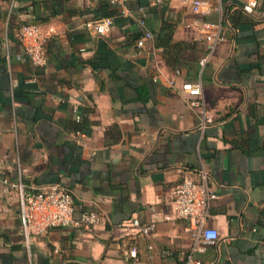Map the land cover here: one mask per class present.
<instances>
[{
  "label": "crops",
  "instance_id": "crops-1",
  "mask_svg": "<svg viewBox=\"0 0 264 264\" xmlns=\"http://www.w3.org/2000/svg\"><path fill=\"white\" fill-rule=\"evenodd\" d=\"M205 1L197 13L194 0H0V264H133L132 244L141 261L184 264L193 240L171 191L202 168L218 194L208 224L219 238L194 257L264 264V24L243 12L245 0ZM141 8L154 35L143 47ZM103 16L115 23L97 34L86 23ZM204 21H222L225 39L202 69ZM26 23L50 32L43 65L19 41ZM166 26L171 41L158 44ZM199 78L213 118L204 129L180 89ZM4 179L61 183L76 215L104 220L27 237ZM133 218L156 229L143 235Z\"/></svg>",
  "mask_w": 264,
  "mask_h": 264
},
{
  "label": "built area",
  "instance_id": "built-area-1",
  "mask_svg": "<svg viewBox=\"0 0 264 264\" xmlns=\"http://www.w3.org/2000/svg\"><path fill=\"white\" fill-rule=\"evenodd\" d=\"M115 3L125 6L127 0H113ZM205 0H194L193 9L200 13L205 6ZM244 13L256 17L264 24V8H259L258 0H245L242 5ZM121 15L126 16V11ZM137 24L142 29V35L137 39V46L143 47L146 39H153V32L147 25V12L144 8L139 10L136 17ZM115 20L111 16H103L86 24L97 34H106L113 27ZM202 38L207 42V48L199 63L203 69L213 58L217 48L224 41L222 21H204L200 26ZM50 32L45 31L39 23L23 24L18 32V38L25 52L33 62L39 66L47 61V42ZM180 75V70H176ZM171 86H176L174 77L168 78ZM181 91L191 98L190 106L199 108L202 113L201 128L204 129L213 122L211 114L207 111L204 98L203 82L201 78L197 81H183ZM77 119L80 116L77 115ZM200 180L185 178L171 191L174 198V207L178 217L188 220V230L193 243L184 264H202L194 257L195 252L204 250L206 246L215 244L219 238L218 231L208 224L213 202L218 194L210 184L209 173L202 168ZM3 182L14 188L20 198V220L21 226L27 237L33 234H43L51 228L73 226L87 230L99 225L104 218L100 212L93 209L82 211L76 215L75 199L72 191L61 183H51L43 186L27 187L23 181L12 182L6 179ZM130 225L137 228L143 235H148L156 229V223H143L139 218L130 220ZM126 259L133 264H152L141 261L138 247L135 244L128 245L124 249Z\"/></svg>",
  "mask_w": 264,
  "mask_h": 264
},
{
  "label": "trees",
  "instance_id": "trees-1",
  "mask_svg": "<svg viewBox=\"0 0 264 264\" xmlns=\"http://www.w3.org/2000/svg\"><path fill=\"white\" fill-rule=\"evenodd\" d=\"M168 29H169V31L170 32H168L167 34H161V36L162 37H160V41L158 42V44L160 43V44H162V45H167L168 43H170V41H171V30H172V27L171 26H166ZM142 35V33H140L138 36H137V38L138 37H140ZM136 38V39H137Z\"/></svg>",
  "mask_w": 264,
  "mask_h": 264
}]
</instances>
